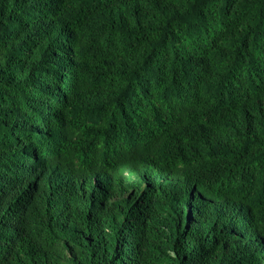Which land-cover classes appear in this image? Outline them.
<instances>
[{
	"label": "trees",
	"instance_id": "trees-1",
	"mask_svg": "<svg viewBox=\"0 0 264 264\" xmlns=\"http://www.w3.org/2000/svg\"><path fill=\"white\" fill-rule=\"evenodd\" d=\"M0 264H264V0H0Z\"/></svg>",
	"mask_w": 264,
	"mask_h": 264
}]
</instances>
